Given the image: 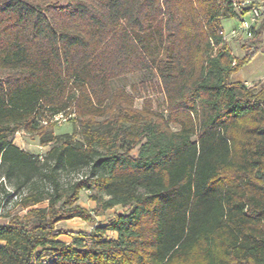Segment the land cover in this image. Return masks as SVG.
<instances>
[{
  "label": "trees",
  "instance_id": "1",
  "mask_svg": "<svg viewBox=\"0 0 264 264\" xmlns=\"http://www.w3.org/2000/svg\"><path fill=\"white\" fill-rule=\"evenodd\" d=\"M238 1L0 0V264H264V81L232 79L259 49L220 33ZM140 72L162 108L121 83ZM81 191L127 210L59 227L96 222Z\"/></svg>",
  "mask_w": 264,
  "mask_h": 264
},
{
  "label": "rangeland",
  "instance_id": "2",
  "mask_svg": "<svg viewBox=\"0 0 264 264\" xmlns=\"http://www.w3.org/2000/svg\"><path fill=\"white\" fill-rule=\"evenodd\" d=\"M58 2H65L66 0H57ZM261 0H256V2H259ZM239 24V19L237 18H229L224 20L223 27L226 31H229L231 28L237 27ZM255 30H260V33L256 36L250 35L246 36L244 34H239L234 37H230L227 41L232 49V52L237 57H243L246 53V49L242 47L244 44L245 46L250 48H257L259 49L258 53L260 57L255 59V61H251L249 64H245L239 72L236 73L235 76H237L235 79L243 80L248 75L249 72L253 70H258V61L264 60V16H262L258 22L255 24ZM264 71V67H260L258 71ZM143 81L146 83V86H143L142 93L143 96L146 97H152L154 99V104L156 108H162V94L158 91H155V85L151 86V83L157 82L156 77L153 75V73L149 72H140L128 75L124 80H122L121 83H124L126 88L129 90L130 84H138L139 82ZM263 79H259L256 81H253V83L262 82ZM137 92V91H135ZM144 98H136L135 105L137 107H140L142 105ZM65 119H61L59 121H54L52 124V128L55 134L65 133L71 131V119L72 116H66L64 115ZM46 126V125H45ZM13 142L19 146L20 148L36 155L42 156L51 146V144L41 145L39 143V137L37 135H33L31 133L25 132V131H19L17 132L13 137ZM10 186L6 187V190L10 191ZM11 194V192H10ZM17 198L15 197V194H12L11 196L5 195L3 192L0 193V212H5L9 208L16 209L17 207L14 205ZM96 198L94 195H92V192L87 191H81L80 193V199L79 203L90 210H93L95 214V223H90L87 221H83L79 218H73L67 221L60 222L58 224L59 227L67 228L71 230H90L97 224H106L108 223L117 213L125 212L127 209L121 206H116L112 209L107 210H100L96 203ZM5 219L3 217H0V222H3ZM108 237H113L114 233L108 231L107 232ZM62 239L68 240V236L63 235L61 236Z\"/></svg>",
  "mask_w": 264,
  "mask_h": 264
},
{
  "label": "built area",
  "instance_id": "3",
  "mask_svg": "<svg viewBox=\"0 0 264 264\" xmlns=\"http://www.w3.org/2000/svg\"><path fill=\"white\" fill-rule=\"evenodd\" d=\"M235 8H246L247 11L239 20L237 27L231 28L229 31L222 30L220 33L224 36L225 40H228L230 37H234L239 34H244L250 36L252 34V29L258 20L264 16V0L259 1L258 3H253V0H241L234 3ZM64 114L60 113L54 115L51 121H59L64 118Z\"/></svg>",
  "mask_w": 264,
  "mask_h": 264
},
{
  "label": "crops",
  "instance_id": "4",
  "mask_svg": "<svg viewBox=\"0 0 264 264\" xmlns=\"http://www.w3.org/2000/svg\"><path fill=\"white\" fill-rule=\"evenodd\" d=\"M224 30H225V28H224ZM258 57H260V55L259 54H255L252 57V59L250 60V62H248L247 64L251 63V61H255V59H257ZM257 66H258V68H257L258 70L260 69V67H264V60L258 61ZM258 70H253V71L249 72V75L245 79H243L241 81H243L245 83H250V82H253V81H256V80H259V79H263L264 78V71L263 70L262 71H258ZM235 75L236 74H234L232 76V79L233 80H240V79H235L237 77Z\"/></svg>",
  "mask_w": 264,
  "mask_h": 264
}]
</instances>
